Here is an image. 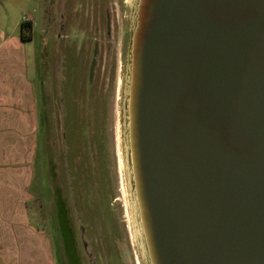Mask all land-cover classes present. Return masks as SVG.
Here are the masks:
<instances>
[{
	"label": "water",
	"instance_id": "95a60500",
	"mask_svg": "<svg viewBox=\"0 0 264 264\" xmlns=\"http://www.w3.org/2000/svg\"><path fill=\"white\" fill-rule=\"evenodd\" d=\"M132 4L126 135L148 264H264V0Z\"/></svg>",
	"mask_w": 264,
	"mask_h": 264
},
{
	"label": "rangeland",
	"instance_id": "374dc122",
	"mask_svg": "<svg viewBox=\"0 0 264 264\" xmlns=\"http://www.w3.org/2000/svg\"><path fill=\"white\" fill-rule=\"evenodd\" d=\"M132 3L133 0H128L127 19L122 16L119 21L116 18L113 19L111 37H108V31L105 30L104 25L101 34L95 26L88 31L92 37L102 38L99 42L100 52L94 66L93 81L95 98L103 99L105 105L108 106L106 118L108 139L101 165L104 167L98 170V155L94 151L93 158L90 159L89 147L85 139L88 127L80 117L77 107V98L84 93L85 82L84 79L78 77V61L82 60L87 69H92L94 61L92 58L94 40L84 38L88 29V19L85 14L88 11L85 12L82 9L85 5L82 4V0H69L66 7L59 0H0V23L5 25L6 33L9 34L10 30H13L15 36L21 38V23L27 21L28 18H32L35 23L32 40L27 43L29 74L35 86L39 106L42 105V107V95L44 96L43 89H45L42 84L45 82L46 85L52 71V59L49 57V52L55 48L57 31L60 29L59 22L67 21L63 32L67 37L63 40V45L67 47H64L67 59L63 68L68 71L64 73L62 69L59 79L61 86L65 89L62 96L65 100L62 114L68 125L70 146L68 155L71 158L69 169L66 168L64 160V142L60 139L56 127L55 104L51 111L54 136L52 147L56 152L57 162L63 167L61 173L65 189L67 192L70 189L73 194L70 199L74 201L76 207L74 212L80 217L81 227L85 229L90 238L94 239V243L90 242L91 247L88 248L87 260L90 264H119L118 258L121 264H148L144 259L136 234L126 135L127 59L129 33L133 21V12L130 8ZM124 9L121 6V10L124 11ZM91 11L92 9L89 10ZM94 21H97L96 17ZM16 23L18 27L15 29ZM40 113L41 108L39 107V115ZM39 134L38 155L33 165L35 179L31 185L32 198L27 203L31 234L29 233V237L27 233L24 234L23 218H19L16 212L12 219L13 225L11 224L9 236L0 235V264H35L37 262L43 264L46 259L52 260V264H65L64 251L74 263L80 264V261L84 262L85 255L79 253L73 238L71 239L67 233V246L65 245L62 249L58 247L61 241L60 236L58 237L52 231L50 214L53 201L49 199L48 205L44 201L52 194L51 181L44 160V138L41 130ZM89 161L93 170L85 167ZM65 170L70 174L67 176L68 181L64 176ZM71 180L73 187L67 188ZM56 183L58 184L57 181ZM104 186L105 189H109L110 193L111 237L108 236L107 224L109 220L108 195L106 197L102 193ZM42 204L47 205V215H44ZM70 218L76 234V229H79L78 221H75L72 216ZM34 235L36 237L46 236L53 255L48 257L47 251L42 250L39 243L35 241ZM88 241L91 240L88 239ZM61 246L63 247L62 244Z\"/></svg>",
	"mask_w": 264,
	"mask_h": 264
},
{
	"label": "flooded vegetation",
	"instance_id": "af4514ba",
	"mask_svg": "<svg viewBox=\"0 0 264 264\" xmlns=\"http://www.w3.org/2000/svg\"><path fill=\"white\" fill-rule=\"evenodd\" d=\"M63 3V5L66 7L69 3V0H59ZM76 3V2H75ZM82 4H84L85 8L82 7L83 10L88 11L85 14L87 15L88 19V29L87 33L84 36V38L92 39L94 40L93 50H92V58H94L92 69L85 68L84 63L82 60L79 59L78 61V77L79 79H84V93L77 98V107L79 108V115L87 123L88 130L86 131L85 139L87 140V144L89 147V156L90 159L93 158L94 151L97 157L99 168L98 170L104 167L101 166L103 163V158L106 151V143L108 139V126H107V114H108V106H106L103 99L97 100L95 98V89H94V81H93V73H95V63L96 58L99 55L100 47L99 42L102 40V38L92 37L89 30L91 31L92 26H95V29L98 30V33H102V27L105 26V30L108 32V37H111V29L114 25V20L117 19L119 21L121 19V16L124 17V19H127L126 11L128 8V0H82ZM87 6V8H86ZM122 8H126L121 10ZM92 9L91 12L89 10ZM97 19V21H94V19ZM93 19V22H92ZM105 20V21H104ZM118 23V22H117ZM52 24V22H50ZM67 24L66 20H61L59 22L60 29L57 31V40L55 43V48H53L49 52V57L52 59L51 68L52 71L50 72V78L47 80L46 85L45 82H43L42 86H44L45 89H43L44 96L42 95V105H40L41 113H40V125H39V133L41 130V133L43 134V153H44V160L46 164V168H48V172L50 174V181H51V196L48 197L45 201V204L48 205L49 199H52L51 203V214L50 217L52 218V231L57 234V236H60L61 241L58 243V247L64 248V246L67 242L66 234L73 238V242L75 246L77 247L79 253H83L84 256V262L80 261V264H90L89 260H87L88 257V248L91 247V244L94 243V239L90 238L85 229L81 227L80 217L75 214V204L74 201L71 200V196H73L70 189L68 192L66 191V187L64 186V182L62 179V173H61V167L59 163L57 162V155L52 147V141H53V128L51 123V111L52 106L55 104V112H56V120H57V131L59 134L60 139L64 142V160L66 168L69 169L70 166V157L68 155V152L70 150L69 141H68V125L65 121V116L62 114L64 112V102L65 100L62 99V96L64 94V87H62L59 76L62 72L65 73L68 71V69H64L63 66L65 65V61L67 59V55L64 52L65 44L63 45V40H66L67 37L64 36V29ZM130 36V33H129ZM62 44V45H61ZM67 48V47H65ZM62 59V60H61ZM94 68V70H93ZM48 88H47V87ZM70 128V127H69ZM42 136V135H41ZM40 137V134H39ZM40 144V142H39ZM75 160V159H74ZM85 167L91 168L93 170V166L91 162L85 164ZM69 174V171L65 170L64 176L67 180V176ZM70 175V174H69ZM71 178V176H70ZM58 182V184L56 183ZM68 181V180H67ZM72 180L67 184V188H72ZM103 194L108 195V208L110 206V193L109 189H105L102 191ZM102 194V195H103ZM100 197V195H98ZM42 204L41 207L43 209L44 215H47V205ZM45 209V210H44ZM108 236L111 237V210L108 209ZM70 216L73 217L75 221H78V227L79 229H76V234L74 231V228L72 226V219ZM81 234V235H80ZM77 235V238H76ZM90 239L91 241H88ZM63 245V247L61 246ZM66 249V248H65ZM64 249V250H65ZM63 255V254H62ZM64 257L66 260L65 264H77L72 261V259L67 255V253L64 251ZM83 262V263H82ZM106 262V261H105ZM119 264H121L119 258H118ZM107 264V263H105Z\"/></svg>",
	"mask_w": 264,
	"mask_h": 264
},
{
	"label": "crops",
	"instance_id": "0c3cea01",
	"mask_svg": "<svg viewBox=\"0 0 264 264\" xmlns=\"http://www.w3.org/2000/svg\"><path fill=\"white\" fill-rule=\"evenodd\" d=\"M27 21L32 23L33 29V19ZM4 26L0 23V235L9 236L17 212L19 218H23L24 234L29 237L27 203L32 198L33 165L40 142V106L29 74V40L23 41L13 30L6 33ZM17 27L16 23L14 28ZM34 239L47 251L48 257L53 255L45 235H34ZM43 262L52 264V260ZM38 263L41 262L35 264Z\"/></svg>",
	"mask_w": 264,
	"mask_h": 264
},
{
	"label": "bare ground",
	"instance_id": "6f19581e",
	"mask_svg": "<svg viewBox=\"0 0 264 264\" xmlns=\"http://www.w3.org/2000/svg\"><path fill=\"white\" fill-rule=\"evenodd\" d=\"M133 212H134V220L136 224V232H137L136 234L138 238V244L140 248H142L143 256H144V259L146 260L147 255H146V249L144 245L143 233H142V228H141L140 221L138 218V210H137L136 202L134 199H133Z\"/></svg>",
	"mask_w": 264,
	"mask_h": 264
},
{
	"label": "trees",
	"instance_id": "16d2710c",
	"mask_svg": "<svg viewBox=\"0 0 264 264\" xmlns=\"http://www.w3.org/2000/svg\"><path fill=\"white\" fill-rule=\"evenodd\" d=\"M21 38L23 41L30 40L32 38V23L30 21H24L20 25Z\"/></svg>",
	"mask_w": 264,
	"mask_h": 264
}]
</instances>
